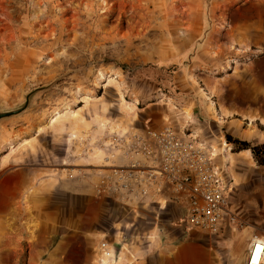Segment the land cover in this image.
<instances>
[{
    "label": "rangeland",
    "instance_id": "rangeland-1",
    "mask_svg": "<svg viewBox=\"0 0 264 264\" xmlns=\"http://www.w3.org/2000/svg\"><path fill=\"white\" fill-rule=\"evenodd\" d=\"M0 116V264L115 262L136 125L191 131L240 221L183 264H242L264 236V164L225 139L264 143V0H0Z\"/></svg>",
    "mask_w": 264,
    "mask_h": 264
},
{
    "label": "built area",
    "instance_id": "built-area-1",
    "mask_svg": "<svg viewBox=\"0 0 264 264\" xmlns=\"http://www.w3.org/2000/svg\"><path fill=\"white\" fill-rule=\"evenodd\" d=\"M131 138L138 160L117 171L119 179L129 180L125 190L149 188L165 205L180 207V223L189 230L218 234L241 226L212 153L191 131L146 127ZM242 264H264V236L250 241Z\"/></svg>",
    "mask_w": 264,
    "mask_h": 264
},
{
    "label": "crops",
    "instance_id": "crops-1",
    "mask_svg": "<svg viewBox=\"0 0 264 264\" xmlns=\"http://www.w3.org/2000/svg\"><path fill=\"white\" fill-rule=\"evenodd\" d=\"M137 126L136 133H139L143 126ZM126 128L130 130L128 126ZM114 143L119 146L123 141L115 139ZM129 143L132 162L137 157L132 151L131 139ZM117 201V211L111 218L106 216L112 220V235L107 249L114 253L113 264L160 263L165 256L167 259L163 261L169 264H183L188 260L195 262L196 248L191 247L192 240L201 232L189 230L180 223V207L165 205L163 198L149 188L132 189L124 196L119 195ZM163 243L168 245L163 246Z\"/></svg>",
    "mask_w": 264,
    "mask_h": 264
},
{
    "label": "bare ground",
    "instance_id": "bare-ground-1",
    "mask_svg": "<svg viewBox=\"0 0 264 264\" xmlns=\"http://www.w3.org/2000/svg\"><path fill=\"white\" fill-rule=\"evenodd\" d=\"M173 107V106H172ZM120 109H121V111H122V113H123V115H124V117L126 118V119H132L131 117H130V114L133 112V107L132 106H125L124 105V100H123V98H122V96H120ZM172 109V108H171ZM177 112V111H176ZM178 116L179 115H181L182 117H183V120L184 119H189L190 118V115H191V113H190V111L189 110H187V109H183L182 111H179V112H177L176 113ZM176 115V116H177ZM135 118V117H134ZM182 120V119H181ZM182 120V121H183ZM108 125H110V124H108ZM107 125V123L105 124V122L104 123H100V127H107L108 126ZM125 126H120V125H110V127L108 126L107 127V129H108V131L110 132V133H116V132H120V131H122V132H124L125 131V128H124ZM222 148H223V150H226L227 149V146H225V145H223L222 146ZM261 235H258L257 237H260ZM254 239V238H253ZM252 240V239H251ZM250 240V241H251ZM250 241L248 242V245H249V243H250ZM248 245H247V247H248ZM101 256H100V260H101V262L103 263V264H106V262H109V263H111V264H113V261H112V259H111V256H110V253H109V251H102V254H100Z\"/></svg>",
    "mask_w": 264,
    "mask_h": 264
},
{
    "label": "trees",
    "instance_id": "trees-1",
    "mask_svg": "<svg viewBox=\"0 0 264 264\" xmlns=\"http://www.w3.org/2000/svg\"><path fill=\"white\" fill-rule=\"evenodd\" d=\"M226 142L231 144L237 151L250 150L253 158L259 165L264 164V143L253 145L250 142L235 139L229 135L225 136Z\"/></svg>",
    "mask_w": 264,
    "mask_h": 264
},
{
    "label": "water",
    "instance_id": "water-1",
    "mask_svg": "<svg viewBox=\"0 0 264 264\" xmlns=\"http://www.w3.org/2000/svg\"><path fill=\"white\" fill-rule=\"evenodd\" d=\"M1 117V116H0Z\"/></svg>",
    "mask_w": 264,
    "mask_h": 264
}]
</instances>
